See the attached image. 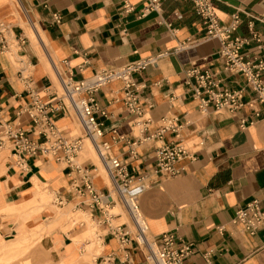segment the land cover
I'll return each mask as SVG.
<instances>
[{"label": "crops", "instance_id": "0c3cea01", "mask_svg": "<svg viewBox=\"0 0 264 264\" xmlns=\"http://www.w3.org/2000/svg\"><path fill=\"white\" fill-rule=\"evenodd\" d=\"M126 2L133 5V11H125ZM212 2L224 25L239 15L235 35L245 38L242 53L247 59H264V0ZM146 4L147 0H0V20L18 37L27 36L21 54L34 65L33 73L25 78L21 64L5 55L0 44V136L9 124L28 129L32 140L42 141V136L30 131L34 125L24 110L33 94L43 100L56 97L61 76L90 78L102 69L161 54L156 64L132 73L139 104L150 115L141 137L152 136L147 142L132 145L140 139L136 136L141 120L125 104L122 80L96 93L108 113L98 118L112 153L127 164L132 177L145 175L149 184L141 198L149 234L158 239L171 231L192 243L193 252L184 264H209L207 253L211 264H264V229L251 235L232 221L236 210L254 198L264 208V115L257 116L248 105L233 114L215 112L210 105L203 114L194 95L195 78L188 73L193 68L208 70L217 89H242L244 101L257 94L243 74L226 69L219 53L221 43L205 38L206 25L192 0H161L159 11L143 15ZM54 13L61 16L60 22L54 20ZM263 107L256 100L255 108ZM65 110L54 113L53 119L65 133L81 135L79 116ZM167 115L177 119L179 131L160 136V121ZM173 142L184 143L189 152L175 164L181 173L167 177L155 172L157 149ZM54 159L0 149V240L28 232L42 222L51 233L42 243L56 248L62 264H99L105 255L112 257L111 264H129L104 211L91 204V195L72 189L74 173L58 157ZM79 160L93 172L96 190L107 196L113 180L89 141ZM118 202L123 228L135 232L119 197ZM83 210H90L93 217ZM75 216L81 221L74 222ZM95 220H99L103 244L97 260L86 246L92 239L89 234L99 232ZM133 241L129 260L148 264Z\"/></svg>", "mask_w": 264, "mask_h": 264}, {"label": "built area", "instance_id": "2783aa9c", "mask_svg": "<svg viewBox=\"0 0 264 264\" xmlns=\"http://www.w3.org/2000/svg\"><path fill=\"white\" fill-rule=\"evenodd\" d=\"M197 12L201 15L206 28V39H219L221 43L220 55L225 62L227 70L232 72L241 73L246 77L247 84L252 87L256 92L257 97L244 101L243 90H220L217 89V83L213 78V74L208 70H201L199 68H193L189 71L188 75L195 78L194 95L199 97L201 111L208 110L210 105H213L215 110L228 109L230 112H235L237 109L248 105L254 108L256 115L264 114L263 108H255L256 100L264 104V78L262 73L264 71V59L250 60L242 53V48L245 43V38L240 35H235V31L240 25V17L237 14L233 15V21L230 25H224L221 19L216 13L212 0H192ZM161 8V0H147L146 6L143 8L142 14L145 15L151 11H159ZM134 10L133 5L126 2L125 11L131 12ZM54 20L60 22L61 16L58 13H54ZM0 44L2 49L7 48V39L1 31L0 25ZM152 56L144 59H138L132 61L126 65L112 68L102 69L92 80L87 78L75 80L70 75L71 80H75L74 87L79 93H83L85 96H80L79 101L82 105L84 113V119L86 124L90 127V135L97 138L100 146H102L106 152L107 159L109 160V167L112 170L113 178L117 182L118 186L123 188L124 201L130 209V213L134 218H140L144 221L145 217L140 207V194L147 188V182L145 175H139L132 177L129 173L128 166L124 163L120 157L111 153L112 144L110 141L104 139L105 131L103 128V122L99 121L98 114L101 116H107L108 113L103 109L96 100V93L105 84L110 83L114 79H119L124 82L125 90V104L129 112L135 115L144 116L143 109L139 104L138 93L136 84L133 81L132 73L143 70L150 64H156L158 58ZM63 111L66 112L63 103L55 104L52 100L43 101L39 97L34 96L29 107L26 109V114L29 116L33 123L32 131L37 136H42V141H34L30 138L28 129L22 127H12L8 129L7 133L16 144L14 152L18 155L27 154L35 155L38 153H49L48 142L50 141V134L54 137L53 152L54 156L59 160L63 159L67 162V165L71 169V173H74V180L72 189L80 195L85 193L91 195V204H96L101 210L104 211V207L100 205L105 194L96 190L93 183V173L85 165H78L74 162L73 157L77 155L79 149L82 146L83 138L70 140L64 136L61 130L57 128L53 114ZM149 118H146V122ZM167 117H164L160 121V128L158 134L161 136L168 131L178 133L179 127L176 123L177 119H170V123L167 122ZM247 120L242 119V126ZM244 127V126H243ZM152 136L147 138L136 139L132 145L134 147L140 143L147 142ZM96 140V141H97ZM189 150L181 142H173L171 144H162L157 149V164L155 172L163 174L167 177H173L179 175L182 169H177L175 164L188 155ZM109 204L116 203L111 192H108ZM233 223L239 225L244 231L251 235L258 234L264 229V208L262 201L258 198H254L249 201L244 207H240L236 210L235 216L232 219ZM123 224L115 227L114 232L118 235L120 244L123 248L125 259L129 264H133L129 259V249L133 240L145 255V260L148 264H184L185 259L193 252L192 243L184 241L178 237L174 232L167 231L162 233L158 239H152L156 245V249L150 247L147 240L141 241L137 236L139 232L137 230L136 236L129 230L123 228ZM134 235L132 238L131 236ZM109 261H112V257H109ZM209 254L206 255L207 263L211 264ZM111 264V263H110Z\"/></svg>", "mask_w": 264, "mask_h": 264}, {"label": "bare ground", "instance_id": "6f19581e", "mask_svg": "<svg viewBox=\"0 0 264 264\" xmlns=\"http://www.w3.org/2000/svg\"><path fill=\"white\" fill-rule=\"evenodd\" d=\"M0 25H1V31H3V35L7 39V48L4 51L5 55L11 56L14 59H16V61H18L21 64V69L20 70L23 71L24 76H26L25 78H28V76H30L33 73L34 65L31 63V61H29L27 58H25L21 54V52L23 50V43L25 42L26 39L28 40L27 36L25 34H21V37H18L16 35V33H14L12 31V29L9 27V25L5 21H1L0 20ZM70 75L71 74L68 73V74L63 75V76L60 77V80H59L60 88H59V93H58V95L56 97H52V98H50L48 100H43L39 95H36V94H33L32 97L37 96L43 101L52 100L55 104L63 103L64 107H66L68 110H71V111L75 112L79 116L80 123H81V131H82L81 135L75 136V135L67 134L57 125L56 122H55V124L57 125V128L62 131L64 136L66 138L70 139L71 141L75 140V139H78V137H82L83 138V143H82L81 148L79 149L77 155H75L73 157V160H74V162L76 164L82 165V166L84 165L79 160V155L81 154L84 146L86 145V143L88 141L95 147L99 158L106 164V166H107V168L109 170V173H110V175L112 177L113 185H114L113 190H111V195L113 196V198H114L116 203L113 204V205L109 204L108 197L104 196L103 200L100 202V205L102 207H104L105 218L108 219V221H109V224H110V227H111L110 229H114L115 227H118V226L124 224L122 222H119V214L117 213V206L119 204L118 197H119V199H121V201L125 205L128 213L130 214V216L133 219L134 224H135V232L133 230H131L129 227H127V230L131 231L135 236H136V232L138 230L139 236H137V237L139 238L141 243L143 242V240H147L148 243L150 244L149 246L156 249V245L153 242L154 240H152L154 238H152L150 236V234H149V225H148L147 219L145 218L146 221H144V220H142V219H140L138 217L136 219V218H134L132 216V214L130 213L129 207L126 205V203L124 201V196L122 195V192L124 194V190H123L122 187H121V190H120V187L118 186L117 182L113 178L112 170H110V167H109L110 163H109V160L107 159L106 152H105L104 148L102 146H100L99 141L97 140L96 137L90 135L89 130H91V129L85 122L84 113H83V110H82V105H81L80 101L78 100L80 96L82 97V96H85V95L83 93H79V91H76V89L74 87V82H73L76 79L75 80H71L70 79ZM92 78L93 77H90V78H87V79L92 80ZM118 80L119 79H114L111 82L118 81ZM107 84H105L104 86H106ZM26 109L24 110L25 112H26ZM224 111H226V109L215 110V112H224ZM201 112L203 114H207L208 110H205V111L203 110ZM149 117H150L149 113H146L144 116H139V115L137 116L136 115L135 118L141 120V125L139 127V133L136 136L137 138H141L142 137L143 129L145 127V121L144 120L146 118H149ZM166 117L168 119V121H167L168 123H170V119L174 118L173 115H167ZM7 126H8V129L10 128V126L15 128V126H13V125L7 124ZM7 126H6V128H7ZM8 129L7 130L5 129L2 132L1 136H0V149H2L3 147H6V148H9V149L14 151V148L16 147V144L13 142V139L8 134L4 135V133L8 132ZM51 138H52V136L50 134V141L48 142L49 153H46V154L40 153V154H43L44 156H48L49 158L54 159L55 156L53 155L54 154L53 145L55 143H54V137H53L52 140H51ZM184 146L188 149V147L185 144H184ZM111 153H112V150H111ZM21 163H22L23 166L27 167L26 163H24L23 161ZM62 165H64V166L67 165V162L64 159L62 161ZM148 188H149V184L147 183V188L145 189V191ZM145 191L140 194V199H139L140 207H141V198H142V195L145 193ZM55 200H56V204H57L58 199L56 197H55ZM83 211L86 212V214H88L91 217H93V214L91 213L90 210H83ZM98 227H99V235L97 234L98 231H96L94 233V235H93V240L92 241L96 240V235H98V237L100 239V235L101 234H100L99 220H98ZM92 241L88 242V247L91 246ZM95 242H96V246H97V251H96V255L97 256L93 257V259L95 258V260H97L98 256H100L101 253L103 252L102 251L103 244H102V240L101 239L100 240H96ZM109 257H110V255H105L104 260L102 262H100L99 264H110V261H109L110 258Z\"/></svg>", "mask_w": 264, "mask_h": 264}, {"label": "rangeland", "instance_id": "374dc122", "mask_svg": "<svg viewBox=\"0 0 264 264\" xmlns=\"http://www.w3.org/2000/svg\"><path fill=\"white\" fill-rule=\"evenodd\" d=\"M224 112L233 114V112H230L228 109ZM74 135H77V133H74ZM83 219L86 220L85 218ZM73 220L74 222L81 221L79 219L77 220L76 216ZM95 221L98 222V220ZM121 221L123 220L121 219ZM121 221L119 220V222ZM82 228H84V226H82ZM92 233L93 231L89 234L92 237L91 241L93 240ZM97 234L99 235V232H97ZM50 235L51 233L47 229L46 224L40 222V224L28 232L17 234L14 237L11 235V238L9 239L0 240V264H62L56 248L51 247L48 249L42 243L43 239L50 237ZM98 235H96V240H100ZM96 240L92 241L90 247H88V244L86 245L92 252L91 258L97 256ZM52 251L55 252L52 253Z\"/></svg>", "mask_w": 264, "mask_h": 264}]
</instances>
